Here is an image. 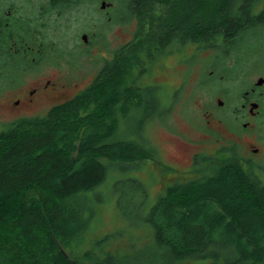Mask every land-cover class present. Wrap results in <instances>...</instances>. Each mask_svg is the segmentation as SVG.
<instances>
[{"label":"trees","instance_id":"1","mask_svg":"<svg viewBox=\"0 0 264 264\" xmlns=\"http://www.w3.org/2000/svg\"><path fill=\"white\" fill-rule=\"evenodd\" d=\"M130 1L133 17L151 8V0ZM181 2L159 3L158 20L140 22L126 52L137 56L158 37L164 44L182 40L233 51L264 27V8L255 13L261 0ZM124 53L106 61L93 83L71 100L0 131V264H180L189 259L264 264V183L230 158H210L197 178L166 188L146 216L156 242L147 261L90 251L77 257L74 246L95 212L88 192L107 177L103 160L154 158L134 142H106L118 129V113L127 118L142 104L136 88L127 84L133 55L122 59ZM220 64L230 70L226 61ZM24 66L16 57L13 69L0 71V83L16 84L29 72ZM115 193L119 210L129 218L148 197L145 186L133 179L118 181Z\"/></svg>","mask_w":264,"mask_h":264},{"label":"rangeland","instance_id":"2","mask_svg":"<svg viewBox=\"0 0 264 264\" xmlns=\"http://www.w3.org/2000/svg\"><path fill=\"white\" fill-rule=\"evenodd\" d=\"M101 1L96 2L97 10ZM105 1L114 5L109 15L112 20H107L108 15L96 13L95 26L91 28L95 33L96 48L92 54L81 52L75 57L78 71L76 70L74 78L78 85L66 82L62 74L67 73V69L63 73L59 72L53 67V60H49L38 70L19 75L16 84H8V80L0 83V131L21 118L44 116L52 107L71 100L93 83L107 60L112 62L121 51H127L126 46L134 41L140 21L126 7V0ZM181 1L159 0V3L180 5ZM262 8L264 0L257 5L255 13ZM83 13L80 10L81 30L88 29L89 26L83 21ZM258 32L249 34L243 47L227 50L222 55V61H226L228 67L234 63L242 68L250 66L252 60L264 61V27ZM128 54L130 57L133 55L131 59L135 62H132L127 84L136 88L135 91L140 94L137 100L142 101V104L128 111V119L118 113V129L106 142H134L141 149L150 151L154 158L121 163L103 160L108 166V173L102 185L88 192L95 205V212L83 239L74 246L79 258L90 251L98 257L106 254L125 259L127 257L126 260L132 263L138 259L141 263V260L147 261V257L155 254L156 242L154 226L146 220V216L168 186L197 178L199 171L212 158L203 138L204 130L207 129L205 111H216L222 117L224 127H219V130L224 133L225 138H229L228 129L233 127L234 130H239L230 111L216 106L217 93L224 83L217 82L208 86L204 82L208 72L217 71L218 66L214 63L220 53H214L212 49L190 41L183 43L182 40H173L164 44L162 38L158 37L152 47L137 56L126 52L121 58H127ZM47 79L54 80L56 88L65 93V99L43 106L38 111L15 110L12 101L24 89L33 88L40 80L45 82ZM229 85L230 83L227 87ZM229 103L230 100L226 103L227 106ZM244 151L242 142L238 141L233 156L264 183V159L256 160L260 169L254 170L241 158L245 157ZM194 154L198 156L196 163L192 164ZM130 179L140 181L145 186L148 197L141 211L133 213L129 218L117 206L115 185L118 181ZM180 264H211V260L189 259Z\"/></svg>","mask_w":264,"mask_h":264},{"label":"flooded vegetation","instance_id":"3","mask_svg":"<svg viewBox=\"0 0 264 264\" xmlns=\"http://www.w3.org/2000/svg\"><path fill=\"white\" fill-rule=\"evenodd\" d=\"M99 0H0V71L10 70L16 66V57L24 62V68L35 71L53 60L57 70L66 82L75 83V57L78 53L92 54L94 52V32L97 12L108 15L111 21L110 10L112 3L102 0L98 10L96 2ZM148 1V0H147ZM103 3L107 5L102 8ZM130 0H126V7L132 9ZM86 7V8H84ZM145 7V6H144ZM149 7V6H148ZM136 11V18L140 22L148 21L151 17L157 21L159 17V0H151V8ZM80 10L84 13V23L88 29H82ZM143 10V9H142ZM142 13V14H141ZM87 37V42L83 40ZM91 49V51H90ZM89 51V52H85ZM215 53L227 52L224 49H212ZM111 61V60H107ZM222 58L217 55L214 65L217 71L208 72L204 82L212 86L217 82L224 83L218 91L216 105L220 109L227 108L232 120L239 130L230 128L229 138L224 137L222 128L223 119L216 111L206 110V126L203 138L208 145L209 156L219 160L223 158L236 159L233 155L242 142L245 157L241 158L254 170L260 169L257 159H264V61L252 60L250 66L234 65L227 70L222 67ZM62 81L61 79H59ZM230 85L227 87V84ZM237 87V89H235ZM220 96V97H219ZM66 98L64 92L56 88L54 80H40L37 86L26 88L12 106L24 111H38L43 106L57 103ZM230 103L227 106L228 100ZM227 102L225 103V101ZM222 102V105L219 104ZM217 104V103H216ZM224 127V126H223ZM236 146V147H235ZM198 154L192 157V164L196 163Z\"/></svg>","mask_w":264,"mask_h":264},{"label":"water","instance_id":"4","mask_svg":"<svg viewBox=\"0 0 264 264\" xmlns=\"http://www.w3.org/2000/svg\"><path fill=\"white\" fill-rule=\"evenodd\" d=\"M106 7H107V5L105 3H103L102 8L105 9ZM83 40L85 42H87V37L86 36H83ZM219 104L222 105V102H219Z\"/></svg>","mask_w":264,"mask_h":264}]
</instances>
